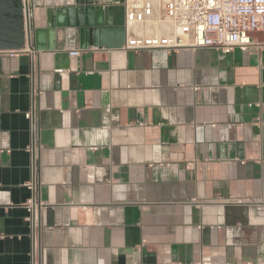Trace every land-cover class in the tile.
Here are the masks:
<instances>
[{"label": "crops", "instance_id": "crops-1", "mask_svg": "<svg viewBox=\"0 0 264 264\" xmlns=\"http://www.w3.org/2000/svg\"><path fill=\"white\" fill-rule=\"evenodd\" d=\"M53 4L26 0L36 30ZM72 31L0 53V264H33L34 106L36 264H264V33L224 54L80 49Z\"/></svg>", "mask_w": 264, "mask_h": 264}, {"label": "built area", "instance_id": "built-area-1", "mask_svg": "<svg viewBox=\"0 0 264 264\" xmlns=\"http://www.w3.org/2000/svg\"><path fill=\"white\" fill-rule=\"evenodd\" d=\"M26 6V0H24ZM116 5L124 7L125 27L154 25L164 33H140L128 39L123 49L134 51L162 50L166 52L216 48L222 53L235 49L247 52L255 45L253 34L264 33V0H122ZM13 55L15 52H10ZM73 51L71 56L78 57ZM109 112L110 109H107ZM30 122L31 179L26 184L31 191L27 219L34 242L33 264L37 250L38 167L35 151L38 147L35 106L26 113ZM201 264H214L211 257Z\"/></svg>", "mask_w": 264, "mask_h": 264}, {"label": "water", "instance_id": "water-1", "mask_svg": "<svg viewBox=\"0 0 264 264\" xmlns=\"http://www.w3.org/2000/svg\"><path fill=\"white\" fill-rule=\"evenodd\" d=\"M54 0H52V4ZM58 8H48L49 25L36 30L29 19L24 0H0V53L22 52L29 35L30 45L36 51H54L55 46L44 47V37L59 28L72 29L80 36V49L89 45L106 49H121L126 42L124 7L122 0H55Z\"/></svg>", "mask_w": 264, "mask_h": 264}, {"label": "bare ground", "instance_id": "bare-ground-1", "mask_svg": "<svg viewBox=\"0 0 264 264\" xmlns=\"http://www.w3.org/2000/svg\"><path fill=\"white\" fill-rule=\"evenodd\" d=\"M149 28L151 29V28H153V27L151 26V27H149ZM150 29H149V30H150ZM149 30H148V31H149ZM151 30H152V29H151Z\"/></svg>", "mask_w": 264, "mask_h": 264}]
</instances>
